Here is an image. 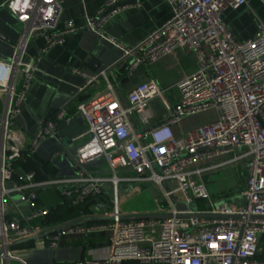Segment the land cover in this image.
<instances>
[{"label": "built area", "instance_id": "built-area-1", "mask_svg": "<svg viewBox=\"0 0 264 264\" xmlns=\"http://www.w3.org/2000/svg\"><path fill=\"white\" fill-rule=\"evenodd\" d=\"M63 1L4 2L22 32L14 44L0 34L12 49L9 59L0 57V264H30L15 251L21 242L34 239L56 249L62 235L103 231L111 233L104 258L51 264H264L258 256L264 234V25H258L252 39L240 42L222 19L225 11L244 7L247 0H167L173 9L168 22L134 48L119 45L126 79L179 51L197 57L196 70L176 84V104L167 106L158 124L136 133L132 122L152 100L165 101L156 81L134 87L124 100L107 82L94 98L78 103L73 114L65 106L42 121L29 139L17 120L46 53L75 33L104 36L108 19L126 2L141 0H110L85 25L69 22L58 30ZM38 37L45 46L28 57L27 46ZM103 77H93L78 93ZM210 111H215L213 121L175 135L174 127L184 119ZM75 119L87 125L86 139L73 156L75 174L39 180L29 172L16 179L18 163ZM65 155L57 152L54 159ZM97 164L101 168H88ZM241 165L247 171L241 203L210 195L205 175ZM147 185L160 191L162 205L151 212L125 211L124 195L140 194ZM47 188L57 189L79 211L77 221L48 223L50 210L40 203L39 194ZM108 191L110 208L95 212L92 207ZM13 196L31 208L30 215L10 217ZM178 203L188 210H176ZM90 219L104 221L82 224Z\"/></svg>", "mask_w": 264, "mask_h": 264}, {"label": "crops", "instance_id": "crops-1", "mask_svg": "<svg viewBox=\"0 0 264 264\" xmlns=\"http://www.w3.org/2000/svg\"><path fill=\"white\" fill-rule=\"evenodd\" d=\"M110 0H64L61 15L57 25L62 30L67 23L72 22L83 26L88 17L95 16ZM5 0H0V34L10 43H16L21 36L22 27L14 16L4 7ZM123 10L113 15L102 26L104 36L95 32L75 33L65 38L61 45L50 49L38 64L37 79L28 93L22 115L17 120L20 128L30 139L33 137L42 121L52 118L59 109L69 106V113H74L80 102L94 98L107 82L116 87L121 100L127 97L134 87L154 80L164 91L176 90V84L193 73L197 68V57L194 54H185L181 51L165 58L154 66H143L132 79L124 76L125 65L122 64L123 50L131 49L144 42L156 29L160 28L173 17V9L167 0H141L139 3L126 2ZM224 24L240 41L252 39L258 30V25H264V3L261 0H247V5L237 10L229 9L222 15ZM114 40L117 44L110 42ZM121 45V47H119ZM45 46L41 37L33 38L26 48L28 57H34ZM12 54L11 46L0 40V57L9 59ZM104 75L99 83H95L79 94L87 82L95 76ZM178 92V91H177ZM173 101H177V95ZM149 103L144 115L133 116V125L136 133H142L148 127L158 124L173 107L170 101H163V110L157 111ZM168 106V107H167ZM180 122L174 127L176 136L188 131L181 130ZM87 125L82 119H75L70 125L63 126L57 136L44 141L29 160L19 164L16 169V179L20 180L24 174L36 173L39 180L59 177H71L75 174L74 165L66 157L54 159V155L61 151L63 145L60 140L62 134L68 142L67 151L74 156L76 147L86 139ZM101 168L100 164L91 169ZM247 171L244 165L230 166L204 176L203 181L207 189L217 200L229 204L241 203V193L245 189ZM152 195L156 202L162 200L160 191L151 185L144 186L137 195H124L123 205L128 204L134 197H142L145 192ZM40 202L49 210L61 204V195L54 188L40 191ZM111 192L94 206L95 212H103L110 208ZM158 207V206H157ZM127 209V210H126ZM156 209V208H155ZM10 217L13 219L28 216L31 208L21 202L20 197L13 196L10 206ZM80 215V214H79ZM54 220V215L52 216ZM48 219L51 226L61 222L77 221L79 218L57 221ZM91 220V219H90ZM85 220L82 224H91ZM111 233L103 231L92 234L72 233L62 235L56 249L39 243L21 242L14 248L30 264H51L53 262H74L83 258H104L108 253ZM258 256L264 259V234L258 243Z\"/></svg>", "mask_w": 264, "mask_h": 264}, {"label": "rangeland", "instance_id": "rangeland-1", "mask_svg": "<svg viewBox=\"0 0 264 264\" xmlns=\"http://www.w3.org/2000/svg\"><path fill=\"white\" fill-rule=\"evenodd\" d=\"M164 91V90H163ZM165 92V99L167 101H170L173 106L176 104L175 101H173L176 96L178 95V92L176 90L171 91H164ZM153 105L155 106V109L157 111L163 110V101L161 99H155ZM215 119V111H210L208 113L198 115L195 117L184 119L181 123V130L182 131H190L200 125L208 124L211 121ZM94 166V165H93ZM92 165L88 168H92ZM152 186V185H151ZM155 187V186H153ZM161 203L156 202L152 195H149V193L146 191L142 197H134L131 202H129L126 205H123V207H126L128 210H134L136 212H151L157 208ZM162 205V204H161ZM126 209V210H127ZM73 219V218H72Z\"/></svg>", "mask_w": 264, "mask_h": 264}, {"label": "trees", "instance_id": "trees-1", "mask_svg": "<svg viewBox=\"0 0 264 264\" xmlns=\"http://www.w3.org/2000/svg\"><path fill=\"white\" fill-rule=\"evenodd\" d=\"M29 159H30V157L25 158L23 161L18 163V165L25 163ZM53 215H54V220L52 217ZM78 216H79V211L77 209L71 207L68 204V202L63 197H61V204L58 205L56 208H53L50 210V218L49 219H51V217H52V221L57 223V221H66L68 219L76 218Z\"/></svg>", "mask_w": 264, "mask_h": 264}, {"label": "water", "instance_id": "water-1", "mask_svg": "<svg viewBox=\"0 0 264 264\" xmlns=\"http://www.w3.org/2000/svg\"><path fill=\"white\" fill-rule=\"evenodd\" d=\"M60 140H61L62 143H63V145L61 146V151L66 152V157L68 158V160H69L73 165H75L76 161H75L74 157H73V156H72V155L66 150L67 147H68V142H65V140H64L63 137H62V134H60ZM64 157H65V156H64ZM175 208H176V210H178V211H186V210H188V207H187L185 204H183V203H178V204H176ZM193 209H195V207H193ZM102 221H104V220H90L89 222H102ZM69 227H71V226H69ZM45 236H47V235H44V236H42L41 238H43V237H45ZM32 241H34V239H33V240H28V241H26V242H32Z\"/></svg>", "mask_w": 264, "mask_h": 264}]
</instances>
